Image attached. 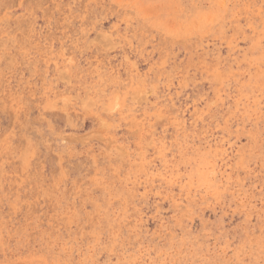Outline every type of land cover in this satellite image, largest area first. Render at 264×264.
I'll list each match as a JSON object with an SVG mask.
<instances>
[{
  "label": "rangeland",
  "instance_id": "374dc122",
  "mask_svg": "<svg viewBox=\"0 0 264 264\" xmlns=\"http://www.w3.org/2000/svg\"><path fill=\"white\" fill-rule=\"evenodd\" d=\"M0 264H264V0H0Z\"/></svg>",
  "mask_w": 264,
  "mask_h": 264
},
{
  "label": "bare ground",
  "instance_id": "6f19581e",
  "mask_svg": "<svg viewBox=\"0 0 264 264\" xmlns=\"http://www.w3.org/2000/svg\"><path fill=\"white\" fill-rule=\"evenodd\" d=\"M87 100H89V99H87ZM91 104V103H90Z\"/></svg>",
  "mask_w": 264,
  "mask_h": 264
}]
</instances>
